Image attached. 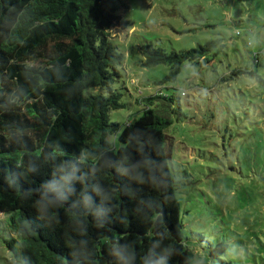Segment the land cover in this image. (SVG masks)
I'll list each match as a JSON object with an SVG mask.
<instances>
[{"label":"trees","instance_id":"obj_1","mask_svg":"<svg viewBox=\"0 0 264 264\" xmlns=\"http://www.w3.org/2000/svg\"><path fill=\"white\" fill-rule=\"evenodd\" d=\"M127 7L0 0V213L8 214L0 222L20 264H191L165 142L183 118L184 91L141 96V114L122 127L109 118L125 105L113 86L124 55L111 29L126 27L118 11ZM221 40L170 52L145 43L140 64H166L160 83L174 81L184 67L208 64ZM250 57L251 69L230 74L254 75L264 88L255 74L264 51ZM261 134L252 130L241 155L264 170Z\"/></svg>","mask_w":264,"mask_h":264},{"label":"rangeland","instance_id":"obj_2","mask_svg":"<svg viewBox=\"0 0 264 264\" xmlns=\"http://www.w3.org/2000/svg\"><path fill=\"white\" fill-rule=\"evenodd\" d=\"M123 1L128 7L118 13L126 27L111 32L124 55L113 86L125 105L111 111L110 120L121 127L132 121L142 112L139 98L158 88L184 91L183 118L167 129L165 142L191 264H264V170L241 155L252 130L260 135L261 128L264 140V88L254 75L230 74L251 69V53L264 51V0ZM247 26L254 34H235ZM216 38L223 44L218 54L203 67H184L174 81L160 83L166 64H140L142 44L170 52ZM256 69L264 81V60ZM7 229L0 222V264H20L2 241ZM220 241L227 246L216 252Z\"/></svg>","mask_w":264,"mask_h":264},{"label":"clouds","instance_id":"obj_3","mask_svg":"<svg viewBox=\"0 0 264 264\" xmlns=\"http://www.w3.org/2000/svg\"><path fill=\"white\" fill-rule=\"evenodd\" d=\"M157 264H164V260L161 259L160 261L157 262Z\"/></svg>","mask_w":264,"mask_h":264}]
</instances>
